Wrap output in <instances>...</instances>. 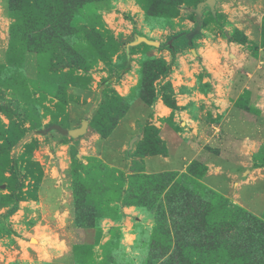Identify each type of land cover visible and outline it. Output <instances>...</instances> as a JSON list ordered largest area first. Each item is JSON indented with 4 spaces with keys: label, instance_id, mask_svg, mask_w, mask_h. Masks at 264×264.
Wrapping results in <instances>:
<instances>
[{
    "label": "rangeland",
    "instance_id": "1",
    "mask_svg": "<svg viewBox=\"0 0 264 264\" xmlns=\"http://www.w3.org/2000/svg\"><path fill=\"white\" fill-rule=\"evenodd\" d=\"M200 1L0 0V264H264V141L260 174L227 190L201 157L145 169L165 129L190 125L195 87L244 86L238 57L264 50V0H222L191 45L169 44ZM140 37L159 46L128 48ZM84 121L76 139L50 130ZM211 230L220 243L196 262L187 248Z\"/></svg>",
    "mask_w": 264,
    "mask_h": 264
},
{
    "label": "crops",
    "instance_id": "2",
    "mask_svg": "<svg viewBox=\"0 0 264 264\" xmlns=\"http://www.w3.org/2000/svg\"><path fill=\"white\" fill-rule=\"evenodd\" d=\"M1 35L3 34L0 31ZM263 58L264 50H260L255 63L252 56L238 57V65L243 68L242 74H245L242 76L244 86H206L207 91L199 90L205 86H196L194 90L198 93L194 95L197 94L198 99L190 98L195 101L196 110L191 115L188 112L185 114L191 122L190 125L188 122V126L181 123L180 125L188 128L176 134L169 129L164 130V144L168 151L164 158H146V171H150L153 165L161 167L158 171L183 172L188 165L201 157L206 168L204 181L212 189L222 187L226 190L230 184L243 185L248 178L254 179L255 173L260 174L259 170L253 168L251 156L260 146V142L264 141V119H258L259 116L264 117V86L263 83L259 85L258 74L253 73L251 78L249 72L254 67L256 72H262ZM185 96L178 95L177 99L182 100ZM185 102H179L180 106ZM238 102H243L254 110L259 109V115H251L238 108ZM164 109V116L168 117L170 109ZM135 138L137 137L133 139ZM95 148L94 151H100ZM250 189L247 188V191ZM250 198V203H253ZM69 255L64 257L69 258Z\"/></svg>",
    "mask_w": 264,
    "mask_h": 264
},
{
    "label": "water",
    "instance_id": "3",
    "mask_svg": "<svg viewBox=\"0 0 264 264\" xmlns=\"http://www.w3.org/2000/svg\"><path fill=\"white\" fill-rule=\"evenodd\" d=\"M222 0H202L200 1L195 8L190 9V11L194 14L195 16V27L193 30L188 31V32H181L173 37H171L168 40L169 44H172L173 42L179 40V39H184L185 42L188 45L192 44L193 39L196 37L200 36L201 30L203 27V16L205 13H210L213 17L216 14V6L221 2ZM145 44L148 46H152L154 48H157L159 46L158 43L152 42L146 38L140 37L137 38L134 42H131L128 44V48L136 47L138 45ZM88 123L86 121L82 122L79 128L73 129V130H65L59 126H52L50 130L56 131L58 134L64 136V137H69V138H78L82 137L86 131H87Z\"/></svg>",
    "mask_w": 264,
    "mask_h": 264
},
{
    "label": "trees",
    "instance_id": "4",
    "mask_svg": "<svg viewBox=\"0 0 264 264\" xmlns=\"http://www.w3.org/2000/svg\"><path fill=\"white\" fill-rule=\"evenodd\" d=\"M11 7H13V4L11 3L10 4V9ZM184 40V39H183ZM185 41V40H184ZM220 202V201H219ZM222 204V202H220ZM16 212V204L13 205V207L8 210L7 212V215L8 216H12L13 214H15ZM208 231V230H207ZM213 233H214V230H211V232H209V236L208 238L205 239L203 243V245H199L198 247H194V248H187L188 249V252H189V255L190 257H194L195 258V261L197 262H200V263H203L204 260H207L206 257L209 256V253L212 251L213 252V249H210V252H209V249L206 248V247H216V245L220 242H217L215 240H213ZM207 242H209V244H207ZM205 246V247H204ZM178 253H182L181 251L178 252ZM194 253V254H192Z\"/></svg>",
    "mask_w": 264,
    "mask_h": 264
}]
</instances>
